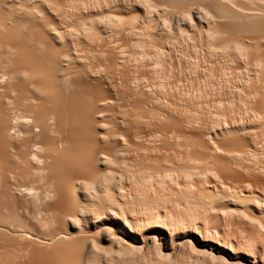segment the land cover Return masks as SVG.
Segmentation results:
<instances>
[{
  "label": "bare ground",
  "instance_id": "bare-ground-1",
  "mask_svg": "<svg viewBox=\"0 0 264 264\" xmlns=\"http://www.w3.org/2000/svg\"><path fill=\"white\" fill-rule=\"evenodd\" d=\"M23 1L24 0H0V42L5 45L6 49L9 47L14 49L13 53L18 56V61L14 60L17 61V67H15L16 69H13L11 73L7 74L9 79L12 78L11 81H13L14 84L12 87L11 84L9 85L8 89H10V91L6 89L5 86V88L3 87V92L1 91L0 93V162L5 165L4 166L2 164L4 166L2 167L0 164V171L2 172L0 173L3 175H1L3 179L0 185V203L4 202L6 208L2 205L0 206L5 208V211L6 209L8 210L7 215L5 214L6 216L4 217L1 214L3 208L2 211L0 209V221L6 219L7 221L12 222L11 224L14 223L13 225H15L16 223L14 221L17 220L16 222H18V219H20L22 215L35 216L37 214H41L42 216H45H43L44 220H46L44 224H46V222H51L54 223L53 225L55 226V224L58 223L59 226H57L60 229L57 228L58 230L55 229L54 232L52 230L53 234L51 239L47 237L49 241L55 245V248L52 251L53 258H51V255H48L51 260L48 264H198L199 261L195 262V260H193L190 256L193 254L192 250H194L191 244V239L186 238L181 241L178 244L179 248H176L178 250H176L172 247L175 244L174 242L172 245V241L176 239L175 236L182 233L185 234L183 235L185 237L195 234L197 235L196 241L204 243L203 237L205 238V236L208 235L198 234V232L201 231L198 229L196 230L197 224L206 223L210 213L209 210H211V208L215 210L213 204H215V206L216 204L220 206L223 203L232 204L235 203V200L239 199V197H237V195H232V193L229 195V191L226 193L227 188L225 190L224 187L222 191H220L223 193V196L219 194L220 192H215L216 189L212 192L207 191L206 193H208L209 196L206 193V196L203 195L204 193L201 192L202 189H200V191L198 189V192H196L197 190H194V186L192 185L193 181L198 179H207V177H210L211 175L212 177L216 175L211 172L210 168L212 167V164L210 165V168L205 167L203 170H197L192 168L190 165L191 163L193 165V160L185 158L183 161L181 160V167L169 169L167 167H163L165 165L164 163L163 166H160L159 163L154 166L149 160L150 158L145 160V157H147L146 154L149 152L159 151V149L157 147L154 148L153 145L152 147H149V144H146L148 146H145L142 143L143 141H141V137L148 138L154 134L152 135L150 133L143 132V136L142 129L132 128L129 129L128 134L124 137V139H122L121 136L108 131L106 127L107 125L104 123L103 119L106 115V106L109 105L110 101L106 99L100 100L98 98V101L95 102L94 99L92 102V100L86 99L88 98L87 96L86 98H84L85 96L83 97L81 89L82 86V88H84V79H82V74H87V78H89V76H94L95 73L105 72V68L102 70V67H105V64L103 66L101 65L102 67H100V70L97 69L96 71L90 70L91 67H88V69L79 68V64H82L79 62V59L76 56H72V54L68 51L66 52L62 49L64 48L63 45L68 44L69 47V44H71L70 46H73V44L78 42V40H83V36H85V38L91 36L89 39H85L90 44L94 41L93 38L95 37L92 35H97L95 40L101 43L102 46L107 44V42H109L112 38H110L111 32L116 34L119 33L122 37L130 40L129 46L131 49L137 51L139 49L138 54L140 55V58H143L142 56H147L154 66L152 68L156 69L159 66H163L167 62V59L171 61V59H173L171 52L175 48L177 49V47L180 48L190 37H192L193 34H189L187 29L185 31L184 28H182V25L188 26V23H192L191 21L186 23L187 20L185 18L188 17L189 13L192 12L193 14L201 17L205 15V17L210 18L214 14L213 12H215L212 19L215 22L219 19L215 27L210 28L209 25H206L207 27L203 30V32L200 28H198L202 32L200 39L203 38V45L205 47L206 54L205 56L203 55L202 58L200 55L199 58L197 56V52L200 49L198 50L197 46H191V48L187 47L189 51L191 50L189 59L186 58L189 61V63H187L190 67L187 68L191 71L198 67L200 64L199 61H205L210 56L217 53L222 57L226 56L229 58H236V60L243 59L240 61L243 62V64L245 60H247L250 62V65L246 61L244 66L246 65L247 67H250V72L253 73V75L258 74L257 76L259 79L258 77L257 79L260 80L262 78V82L258 81L255 77H252L247 68L248 72H246L249 73V77H246H248L251 81L255 78L257 80L255 82H258L257 84L259 85H255V83L253 84L251 82V85L253 84V87H250L251 89L249 88L251 92L246 93H252L253 96H258L264 92V16L262 15L264 13L258 11L256 13L253 10L256 11V8L259 5L261 7L262 4H258L256 6V3L261 1H255L256 8L253 7V2L252 6H250V3L247 8L253 7L254 9L252 8V10L249 8L251 11L242 12L243 10L240 11V9H234V6V10L230 9V5H227V3L225 4V7H223L224 4L220 2L222 0H219V4L216 2L218 0H99L95 6L100 12L102 11L101 17L97 18V20H99V25L96 24L95 29H90L96 30L100 25H102V27L106 30L108 29L110 33L105 31V29L101 26L97 31L90 34V31L87 29L84 31L75 30L77 28L76 26H74V31H70V29L64 26L63 27L66 29H59L58 27L49 26L46 23L47 26H44L42 31L36 36L33 34V36H25L22 32L20 33L22 30L20 28L22 20H19V22L14 19V15L19 11L29 17H42V15L40 16L38 14L39 10L35 12L33 11L34 9L32 10L29 7H19V3L21 4ZM29 1L34 2L35 0ZM43 1L45 4L52 0H46L47 2H45V0ZM237 1L242 2L243 0ZM67 2L64 3V5L62 4L63 6L61 8L64 17L67 12V14L72 15L70 14V10H73L74 6L80 7L84 4L83 0H68ZM51 3H49L50 6ZM235 3L233 2V5ZM246 3H249V1L247 0ZM49 4L47 3V5ZM237 4L238 3L235 5ZM244 6L246 5L244 4ZM109 7L111 9L116 8V10L121 13H129L131 11L132 13L130 18L128 19L125 17L127 20L122 23V17L116 13H107L110 9L108 11L106 9ZM59 8L56 9L59 10ZM262 8L264 7L262 6ZM52 9L58 11L55 8ZM241 9L245 8L241 7ZM261 10L264 11V9ZM209 11L210 13H208ZM169 17L173 18L174 21L173 23L171 22V25H169ZM215 17L216 19H214ZM87 18L88 17H86V19ZM166 18L169 20L167 21ZM221 19L224 22H220ZM165 20L169 23V26L166 25ZM200 20L203 19L201 18ZM11 21L14 24H10ZM66 23L68 24L69 22ZM16 24L20 25L18 26L20 31L18 30ZM22 24L25 25L24 23ZM100 28L103 29V31H101ZM194 30L196 31V29ZM106 32L108 35L110 34L109 41H107L108 35ZM244 32L247 34H245L246 37L242 36V34L244 35ZM114 33L112 34L113 36ZM194 34L197 35L196 33ZM213 39H218L219 41L216 40L217 42H215ZM213 43L216 44V46H214ZM119 48L118 51L116 50L114 51V54H112V62L110 61L108 64L106 62V69L110 70L111 68L113 70L114 68L113 73H115L116 70V72H123V70L120 69H122V66L127 67L126 63H128L127 59H129V57L127 59L124 57L121 53L123 50L121 51ZM187 48H184L183 50L179 49V53H182L180 57L187 54H185V52L188 51ZM6 53L7 51H5L4 54L6 55ZM129 54L130 58L135 57L136 59V56H138L136 55L137 53L132 50L129 51ZM14 56L15 55H13V57ZM226 57L225 59H227ZM145 58L146 57H144V59ZM176 58H178V56ZM186 59H184V61ZM9 65L11 66L12 64ZM108 65H110V67H108ZM183 65L184 64H182V66ZM185 65L187 64L185 63ZM240 65H242V63ZM11 67H13V65ZM126 67L125 69L123 68L124 71H126L123 74L125 75L126 73V83L128 85L129 82L131 83L138 78V74H135V72L137 73L136 70L129 69L130 66L128 69H126ZM83 68L85 67L83 66ZM209 69L211 68L209 67ZM238 69L243 70L242 68ZM211 71L208 70V68L203 71L204 78L210 77L212 73ZM238 71L240 73V70ZM109 72L106 71L105 73ZM223 72H226L225 69ZM102 74L104 73H101V75ZM161 74H163V72ZM259 74L262 76H259ZM106 75L107 74H104V76ZM164 75L165 74H163V76ZM245 75L247 74L245 73ZM109 77H111V75ZM233 77H231V79ZM83 78H85V76ZM125 80L126 79H124L123 82H125ZM238 80L240 81V79ZM81 83L83 84L81 85ZM126 83L124 87L126 86ZM226 83H228V81ZM208 87L210 89L209 85ZM86 93L88 94L89 92L87 91ZM196 94L200 93L197 91ZM188 95L190 96V94ZM263 95H261L262 101L259 102V104L261 103L260 110L262 114H264ZM91 98L93 99L94 97L92 96ZM249 113L251 115V112L248 111V114ZM262 117L264 119V115H262ZM134 119L136 122L138 121L137 118ZM141 121L146 123L144 122V119H141ZM131 123L133 122L131 121ZM247 132L250 133L252 131ZM261 138L263 137L261 136ZM125 144H128V148H123V145ZM209 149V152H207L208 155H205L208 156L206 157L207 160H204L208 165L210 164V160V162H212L213 154L218 153L219 151V149L215 146ZM251 150L252 149H247V147H243L241 145L238 152H228L224 154L223 151H220V154L223 153V157L221 158V167L228 172H234V169H239L242 170L243 173L245 172L252 176H258V172L263 169L261 167L264 163V157H261L260 155L258 156ZM133 152L138 154H135L136 160L139 159L140 154L144 160H142L141 157L138 161H133V157L131 160L127 159V156L129 158V154ZM142 154L145 155L142 156ZM149 162H151V165H148L150 164ZM155 163H157V161ZM124 165H126V169L124 168L125 172L114 169L117 166ZM213 168L214 167H212V169ZM242 172L241 174H243ZM201 185L202 184H200V186ZM250 187L251 186H249V188ZM171 188H174V196L172 195L171 197H168L164 195V193ZM12 191L21 194L25 191H27V193L35 191V203L38 202L39 205L44 203L45 208L41 209L39 205L37 206L34 204L35 206L31 209L25 201V204L18 203L16 202V199H14L15 201L12 200L11 202H7L8 199L6 196H9ZM254 192L255 191H250L249 189V191L246 190L244 193L245 195L241 193L240 196L244 197V202L242 201V204H245V206L243 205L245 208L247 207L246 205L249 204V201L253 202V204L257 203V205L261 202L260 205H258L259 208H257V206L256 208L262 213V211H264L262 210L264 208V194H262L263 196L261 195L262 197L260 198L259 195ZM2 199L4 200L2 201ZM219 211H222V209H219ZM219 211L217 210V213ZM221 214H223V212ZM223 215H226L225 211ZM216 219L219 218L216 217ZM21 222H23L22 219ZM18 223H20V221ZM25 223L20 224L22 226V224L24 225ZM17 224L15 226L11 225L12 228H10L11 226L9 227V225H3L0 223V235L1 232H8L9 230L15 231L17 227H21ZM26 226L28 227V225ZM14 227L15 229H13ZM180 231H182V233H180ZM7 232H5V234H7ZM12 235L18 236L17 234ZM12 239L15 240L16 237L15 239ZM31 244L30 247L32 248ZM213 244H215L220 250H228V248L222 246L220 242H213ZM187 245H189V249L186 248ZM20 249H23V247L18 248L19 251L17 250L18 252L16 253H20L22 251ZM199 251L204 252L205 250ZM41 254L42 253H40V255ZM172 255H177V257L174 256L175 258L172 259L168 257H171ZM178 255L180 256L178 257ZM49 257L47 259H49ZM245 260V262H249L250 264L258 263L257 260L250 261L248 256L245 257ZM239 264L248 263L239 262Z\"/></svg>",
  "mask_w": 264,
  "mask_h": 264
},
{
  "label": "rangeland",
  "instance_id": "rangeland-1",
  "mask_svg": "<svg viewBox=\"0 0 264 264\" xmlns=\"http://www.w3.org/2000/svg\"><path fill=\"white\" fill-rule=\"evenodd\" d=\"M67 1L68 0H65V1H63V0H52L50 2L49 1L47 2L45 0V2H47L48 4L51 2L53 3V4L51 3V6L53 5L51 7L50 4L49 5H47V3L44 4L43 0H40V1L35 0L34 2H31L29 0H24L22 2L23 4L19 3V7H21V8L29 7L32 10L34 9L33 11H35V12H37L39 10L38 14L40 16L42 15V17H39V16L29 17V16H26V14L24 15V13H22L21 11L17 12L14 15V19L16 21L22 20L21 22L25 24V25H23L22 23H20V25H21L20 28L22 29L21 31L18 27L20 25L16 24L18 27V30L20 31V33L22 32V34L25 36L26 35L31 36L32 34L34 36H36L37 34H39V32L42 31L43 27L47 26V25L52 26V27H56V28L58 27L59 29L68 28V29H70V31H74V28H75L74 26H76L77 28L75 30L84 31L87 29L88 31H90V34L97 31L100 26L102 27V25H100L99 27L96 26L98 28L96 30H92L93 28L95 29L96 24L99 25V23H98L99 20H97V18L101 17V15H102V11L100 12L99 9L97 7H95L97 1H99V0H93V1L92 0H89V1L83 0V3H84L83 6L82 5L80 7L74 6V9L70 10L71 12L69 11L70 14H72V15L67 14L68 13L67 12L66 16L64 17V14H63V11L61 8L64 5V3H66ZM69 1H71V0H69ZM86 1H87V3H86ZM224 1H225V3H224ZM240 1H242V0H240ZM246 1L247 0H243L242 2H238L237 0H222L220 2H222V4H224L223 7H225V4L227 3V5H230V9H233L235 7L234 9H240V11L243 10L242 12H248V11H251V10H249V8H251V9L253 7L256 8L255 7V1L256 2L261 1L259 3H256V6L258 4H262L261 7L259 5L257 7L259 9L256 8V11H255V10H253L254 9L253 8L252 10L256 13H257V11L264 13V11L261 10V9H264V8H262V6L264 7V5H263L264 0H248L249 3H246ZM216 2H218L217 4H219V0ZM233 2L234 3L236 2L239 5L238 4L235 5L236 3L233 5ZM252 2L254 3L253 4L254 6L247 8L250 5V3H251L250 6H252ZM244 4L246 6H244ZM59 6H60V8H59ZM91 6H92V8H91ZM240 6L242 8H245V9H241ZM31 7H33V8H31ZM52 8H55V9L59 8V10L56 9L58 11H55ZM227 9H228V7H227ZM40 10L41 11L43 10V11L41 12ZM106 10L110 11V12L108 11L107 13H116L120 17L124 18V19L121 18L122 23L125 22L127 20V18L129 19L130 15L132 13V11L129 12L130 10L127 11L129 13H121L118 10H116V8L111 9L110 7L107 8ZM259 10H261V11H259ZM208 13H210V11ZM213 13L214 14L212 15V13H211V15L214 17L215 12H213ZM211 15H209V16H211ZM262 15L264 16V14H262ZM71 16L73 19L71 18ZM198 16L199 15H195L192 12L189 13L188 17L185 18L187 20V22L186 21L185 22L188 23L191 21L192 23H188V26L182 25V28H184L185 31L187 29V32L189 34L190 33L193 34L192 37H195V38L190 37L189 39L191 40V38H192V40L190 41L188 39L187 40L188 42L186 41V43L182 45L183 47L181 46L180 48H178V47H177V49L175 48L171 52L172 53L171 56L173 57V59H171V61H169L167 59V62L163 66H161V67L159 66L156 69L152 68L154 66H153L152 62H150L151 60H149V58L147 56H142L143 58H140V55L138 54L139 49H138V51L131 49L129 46L130 40L128 38L122 37L119 33H117V34H119V35H117L116 33L111 32V35L110 34L109 35H110V38L111 37L112 38L110 39L109 35L106 32V34L108 35L107 41H109V39H110V41H109L110 43L107 42V44L102 45V46H101V43H99L95 40L97 35H92L95 37L94 38L92 37L94 39V41L91 42L90 44L85 39H89L91 36H89L88 38H85V36H83V40H80V41L78 40V42H76L74 44L72 43L73 46H70L71 44H69L70 48L68 47V44L63 45L64 48L62 46V48H63L62 50L66 51V52L68 51L70 54H72V56H76L79 59V62L82 63L81 65H83L85 67V68H83V66H81L79 64V68L88 69V67L89 68L91 67L90 70L96 71L97 69L100 70V67H102L105 64L104 65L105 67H102V70L105 68V72L106 71L111 72V73L109 72L110 74L105 73V72H101V73L107 74L108 76L107 75L104 76V74H102L103 75L102 76L101 73H99V72H98L99 74L95 73V75H97V76H95V75L89 76V78H87L88 76L85 73H84L85 75L82 74V76L83 77L85 76V78H83L81 76L82 79H84V82H83L84 88H82L83 86L81 87L83 97L85 96L84 98H86V96H87L88 98H86V99L92 100V102L94 99H95V102L98 101L99 99L100 100L106 99V100L110 101L109 105L106 106V110H105L106 115H105V118L103 119L104 123L107 125L106 127H107L108 131H110L114 134H117L118 136H121L122 139H124V137L128 134L129 129H132V128H137V129L139 128L140 130L142 129L143 130L142 135L144 134L143 132L150 133L152 135L154 134L153 136H150L148 138L141 137L142 138L141 141H143L142 143L145 146H148L146 144H149V147H152V145H153L154 148L157 147L159 149V151H156L158 153H156L154 151V152H149L148 154H146L147 157H145V160H147V158L148 159L150 158L149 160L153 163L154 166H156V164H158V163L160 166H163L165 164L163 167H167L169 169H171V168L175 169V168L181 167V165H182L181 160L183 161L185 158L193 160L192 161V162H194L193 165H192V163L190 165L192 166V168H195L197 170H200V169L203 170V168L205 169V167L210 168V165L212 164L211 166L214 168L212 169V167H211L210 169H211L212 174H214V175L216 174L214 176L215 178L212 177V175L210 174L211 176L207 177V179H203L204 181L202 179H198V180L195 179L196 181L192 182V185L194 186L193 187L194 190L195 191L197 190L196 192H198V189H199V191H200V189H202L201 192L204 193L203 195H205V193L207 191L212 192L214 189L218 190V191L215 190V192H220V191H222V189L224 187L225 190L227 188L226 193H228V191H229V193H228L229 195L232 193V195H235V196L237 195V197H239V199L235 200L236 202L232 203V204L231 203H223V202H222L223 204L221 203L222 205H220V206L218 204H216V206H215V204H213L215 210L213 208H211V210H209L210 213H209V217H208L206 223H198L197 224L196 230L198 229L199 231H201V232H198V234L200 233V234H207L208 235V236H205V238L203 237L204 243L196 241L197 235L192 234V235L185 237V236H183L185 234H183L182 231H180V233H182V234H178L175 236L176 239L172 241L173 242L172 245L174 244V242H175V244H174V246H172V245L171 246L174 247L175 249L179 248L178 244L181 241L185 240L186 238H190L192 247L194 249V250H192V253L194 255L190 253L191 254L190 256L193 258V260H195V262L199 261L200 264H239V262L250 264L249 262H245L246 256L249 257L250 261L251 260L252 261L257 260V262H258L257 264H264V211H262V213H263L262 214L257 209V208H259L258 205H260L261 202L257 205V203L253 204V202L249 201L248 202L249 204L246 205L247 207L244 208L245 204H242L244 197L240 196L241 193L243 195H245L244 193L246 192V190L249 191V189H250V191H255L254 193L259 195L260 198L263 196L262 194H264V166H263L264 163L262 164V167H261V168H263L262 171H259L257 174L258 176L255 175L256 177L252 176L250 174H247L245 172L243 173L242 170H239V169H234V172H228L223 167H221L222 166L221 158L223 157L222 156L223 153L222 154L219 153L220 151H223L224 154L228 153V152H238L241 148V145H242L243 147H247V149H249V148L252 149L251 151L255 152L258 156L260 155L261 157H264V123H263L264 119L262 117V115H264V114L261 113V110H260L261 103L259 104V102L262 101L261 95H263L264 92L258 96H256V95L253 96L252 93L247 94V93L251 92L250 87H253L254 83H255V85H259V84H257L258 82H255L259 79V77L257 76L258 74L257 75L254 74L255 75L254 76L253 73L250 72V70H251L250 67H247L246 65L244 66L245 62L247 61L245 59H244L245 62L243 64V62H240L243 59H241V60L237 59L236 60V58L234 59V58H229L226 56L225 57L227 59H225L224 56L223 57L219 56L220 54L217 53V54L210 56L212 59L209 57L207 59L208 61L207 60L202 61V62L199 61V63H200L198 65L199 68L196 67L195 69H193L191 71L187 68V67H189L188 66V63H189L188 59H189V56L191 54V52H190L191 50L189 51L188 48L189 47L191 48V46H197L198 50L199 49L201 50V51L200 50L198 51L200 54L197 52V56L199 58H200V55H201V58L203 57V55L205 56L206 50H205V47L203 45V38L200 39L201 38L200 36H201L203 30H205V28L208 25L210 28H213V27H215V25L218 23L217 21L219 20L218 19L215 22L212 19L213 18L212 16L210 18L205 17V15H203L202 17L199 16L200 19L202 18L204 20V22H203V20H200ZM59 17L60 18L62 17V18L60 19ZM86 17H88V18L86 19ZM125 17H127V18L125 19ZM63 19H66V20H63ZM166 19H167V21L169 19L171 20V21L169 20L170 24L168 22H166V20H165L166 25H168V24L171 25L174 22L173 18H171V17H169V19L168 18H166ZM214 19H216V17ZM19 22H17V23H19ZM66 22H69V23L67 24ZM220 22H224V21H222V19H221ZM46 23H47V25H46ZM73 23L76 25H74ZM10 24H14V23L11 21ZM40 24H42V25H40ZM59 24H61V25H59ZM77 24L79 27L77 26ZM189 24L192 26H190ZM63 26L66 28H64ZM195 27H197V28H195ZM28 28H30V29H28ZM90 28H92V29H90ZM198 28H200L202 30V32ZM25 29H27V30H25ZM103 29H105V28H103ZM103 29H101V31H103ZM194 29H196V31H198V32H196ZM105 31L109 32L108 29L107 30L105 29ZM0 32H1V30H0ZM193 32L196 33L199 37L197 35H195ZM113 33H114V36L112 35ZM198 33H200V34H198ZM245 34L246 33L244 32V35L242 34V36L246 37ZM216 40H218V39H215L214 41L217 42ZM119 46H120V48H119ZM214 46H216V44H214ZM9 48L6 49L5 45L2 42H0V83H1L0 88H2V89H0V93L3 90V87L5 88V86H6V89H8L10 84H11V87L14 84V82L11 81L12 78L9 79L8 78L9 76L7 74L11 73L13 69H16L15 67H17L16 62L18 61V56L13 53L14 49H12L11 47H9ZM118 48L121 51L123 50L122 52L121 51H119V52H121L126 59L128 57H129V59H127V62H128V63H126L127 67L122 66L121 67L122 69H120V70H123V72H120L119 70H118L119 72H116L117 71L116 70L115 73H113L114 68H113V70L111 68L109 70V69H106V67H107V64L111 61V59L113 57L112 54H114V51H116V50L118 51ZM184 48H187V50L189 52L186 51L185 54L186 53L187 54L183 55V57H180L182 53H179V49L183 50ZM127 49L129 51L132 50V51H135L137 53L136 55H138V56H136V59H135V57L130 58L129 51ZM5 51H7V53H6L7 56L4 54ZM263 51H264V49H263ZM97 53L99 55L100 54L101 55L99 56ZM13 55H15V56L13 57ZM102 55H104V56H102ZM177 56H178V58L179 57L180 58L179 59L176 58ZM82 57H83V59H82ZM144 57H146V58L144 59ZM251 57H253V56H251ZM251 57H249V58H251ZM186 58H188V59H186ZM184 59H186L187 61L186 60L184 61ZM229 59H231L232 61ZM14 60H17V61H14ZM228 60H229V63H228ZM248 60L251 61L250 59H248ZM135 61H137V62H135ZM143 61H145V62H143ZM106 62H107V64H106ZM184 62L187 65H185ZM237 62H238V64H237ZM181 63L184 65L182 66ZM241 63H242V65H240ZM249 63L250 62H248V64ZM9 64H12L13 67H11L12 65L10 66ZM14 64H15V66H14ZM133 64H134V66H133ZM148 64H149V66H148ZM110 65H112V64H110ZM110 65H108V67H110ZM125 67H126V69H128V67H129V69L136 70L137 73L135 72V74L136 75L138 74L137 75L138 78L136 80L132 81L131 83L129 82L128 85L126 83L127 82L126 73H125V75L123 74L124 72H126V71H124ZM209 67L211 69H209ZM237 67L242 68L243 70L238 69ZM186 68H187V70H186ZM207 68L210 71L213 70V71H211L212 72L211 76L213 74V76H212L213 78L211 76L204 78V74H203L204 72L203 71L207 70ZM222 68H224L226 72H223L224 69H222ZM247 68H248L250 74L252 75V77H255L256 79L258 77L257 80L255 78H253L251 81L248 78L249 73H247L248 72ZM137 69H139V70H137ZM196 69H197V71H196ZM237 69L240 70V73ZM219 70H221V71H219ZM193 71H195V72H193ZM227 71H228V73H227ZM162 72H163V74H165L164 76H163V74H161ZM190 72L193 74V76ZM245 73L247 75H245ZM120 74L123 76H121ZM214 74H216V75H214ZM220 74H222V75H220ZM231 74H232V76H231ZM235 74H236V76H235ZM110 75H111V77H109ZM195 75H196V77H195ZM240 75H243V76H240ZM218 76H222V77H218ZM246 76H248V77H246ZM259 76H262V75L259 74ZM182 77H184V78H182ZM231 77H233V78L231 79ZM6 78L10 81H8ZM124 79H126L125 82H123ZM219 79H221V80H219ZM238 79H240V81ZM227 81H228V83H226ZM245 81H246V83H245ZM258 81L262 82V78ZM201 82H202V84H201ZM233 82H235V83H233ZM251 82L253 83L252 85H251ZM83 83H81V85ZM86 83H88V84H86ZM125 83H126V86L124 87ZM208 85L210 86V89H209ZM127 86H129V87H127ZM203 86H205V87H203ZM247 86H248V88H247ZM223 87H224V90H223ZM8 90L10 91V89H8ZM241 90H242V93H241ZM84 91H85V93L87 91L89 93L85 94ZM197 91L200 94H196ZM243 91H244V93H243ZM188 94H190V96ZM193 94H195V95H193ZM88 95L90 96V99H89ZM187 95H188V97H187ZM246 95H249V96H246ZM251 95H252V97H251ZM92 96L94 97L93 99L91 98ZM121 97L123 100L121 99ZM148 97H149V99H148ZM250 97H251V99H250ZM96 98H97V100H96ZM256 107H257V109H256ZM250 109H251V111H250ZM248 111L251 112V115H250V113L248 114ZM135 112H136V114H135ZM258 112H260V113H258ZM132 116H134V117H132ZM143 117H145V118H143ZM259 117H262V118H259ZM134 118H137L138 121L136 122ZM138 118H140V119H138ZM130 119L133 123H131ZM141 119H144V122H146V123H143L142 122L143 120L141 121ZM261 119H263V120H261ZM138 122H139V124H138ZM227 131H228V133H227ZM229 131H231V132H229ZM247 131H252V132H250L252 135ZM243 132H245V133H243ZM246 132H247V134H246ZM253 135L256 137H254ZM261 136L263 138H261ZM153 138H155V139H153ZM212 146L213 147L215 146L216 148H218L219 151H218V153L213 154V157H212L213 163L210 162L211 160L209 161V159H208V161L210 163L208 165V164H206L207 162L204 161V160H207L206 157H208L205 155H208L207 152H209L208 151V150H210L209 148H213ZM123 148H128V144L123 145ZM244 149H246V148H244ZM130 154H129V158L127 156V159L131 160V158L133 157L132 158L133 161L136 160V158H135L136 152H133ZM136 155H138V154H136ZM144 155L145 154H142V156H144ZM140 157H141V154H140ZM140 157L136 161L140 160ZM142 160H144V159L142 158ZM155 160L157 161V163H155L156 162ZM151 162H149L150 164H148V165H151ZM0 164L2 167L5 166L1 162H0ZM125 167H126V165L117 166L114 169L117 171L120 170L122 172H125V170H124ZM150 167H152V166H150ZM241 172L243 174H241ZM1 173H0V185H1V182L3 179V177H2L3 175ZM200 184H202V185L200 186ZM206 184H207V186H206ZM220 184L222 185V187ZM249 186H251V187L249 188ZM254 188H255V190H254ZM34 192L32 191V192L27 193V191H25L24 193L22 192L23 194H21V193L12 191L9 196H6L8 200L5 197H3V198L6 199L7 202L8 201L11 202L14 199H16V202H18V203H24L25 204V202H26V204L29 206V208L32 209L35 206L34 204H36L37 206L39 205L38 202H37L38 204L35 203L36 197H35ZM19 194H21V195H19ZM173 194H174V188H171L170 190H168L164 193V195H166L168 197H171ZM206 194L208 195V193H206ZM219 194L223 196L222 192H220ZM226 196H227V194H226ZM207 198H209V197H207ZM229 198H230V196H229ZM4 199H2V201ZM33 201H34V203H33ZM3 204H4V202L0 203V205L4 206L6 208L5 204L4 205ZM256 206H257V208H256ZM39 207L41 209L45 208V204L44 203L42 205L40 204ZM2 208L3 207L0 206L1 211H2ZM5 208H3L2 212L0 211L4 217L8 213L7 209H6V211L4 210ZM219 209L220 210L222 209V211H219ZM243 209H244V211H243ZM217 210L219 211L218 213H217ZM223 210L225 211L226 215H223L224 214ZM262 210H264V208ZM222 212H223V214H221ZM37 215H35V216L22 215L20 217V219L17 218L20 221V223L26 222L25 224L28 225L29 228L31 226H33L30 228L32 232L30 231V229L25 224L24 225L22 224V226H21V224L18 223L19 221L16 222L17 220H15L14 222L16 224L18 223L19 224V225L17 224L18 226H21V227H17L18 230L15 229V227L13 228V229H15L16 232L18 231L17 233L15 231H10V230L8 232L7 231L1 232L0 236H2V237H0V239H1L0 240L1 241L0 242V264H48L49 261H51L49 256L51 255V258H53L52 251L55 248L54 247L55 245L52 242H50L49 239L52 238V234L55 231V229H57V228L60 229L58 227L59 224L56 223L55 226L53 225L54 223H51V222H49L50 224L48 222H46V224H44L46 221V220H44L45 216L43 215L44 216L43 217L41 214H37ZM26 216H27V218H26ZM215 216L219 219H216ZM21 219L23 220V222H21ZM0 223H2L3 225L4 224L9 225V227L14 224V223L11 224L12 222L7 221L6 219H3L2 221H0ZM15 225H13V226H15ZM10 228H12V226ZM32 228H33V230H32ZM52 230H53V232H52ZM5 232H7L8 235L5 234ZM205 232H207V233H205ZM9 233H11V234H9ZM12 234H17L18 236L12 235ZM9 235H10V237H9ZM209 235H210V237H209ZM15 237L17 240L15 239ZM12 238H14L16 241L13 240ZM28 238H30V239H28ZM4 240H5V242H4ZM8 241H9V243H8ZM13 241H15V242H13ZM25 241H26V243H25ZM29 241H30V243H29ZM31 242H32V244H31ZM213 242L214 243L220 242V244H222V246H225L226 248H228V250H225V249L220 250L215 244H213ZM48 243H50V244H48ZM30 244H31L32 248L30 247ZM44 245H45V247H44ZM21 247H23V249H20L22 251L20 253H16L19 251L18 248H21ZM27 248H29V249H27ZM30 248L33 250H31ZM186 248L189 249V245H187ZM196 249H198V250H196ZM176 250H178V249H176ZM199 250H201V251L205 250V251L200 252ZM164 252H166V251H164ZM40 253H42L41 254L42 256L40 255ZM199 253H200V255H199ZM37 255H38V257H37ZM174 256L177 257V255H172L171 257L170 256H168V257L172 259V258H175ZM179 256L180 255H178V257ZM195 256H197V257H195ZM48 257H49V259H47ZM165 258H167V257H165ZM199 262H198V264H199Z\"/></svg>",
  "mask_w": 264,
  "mask_h": 264
}]
</instances>
